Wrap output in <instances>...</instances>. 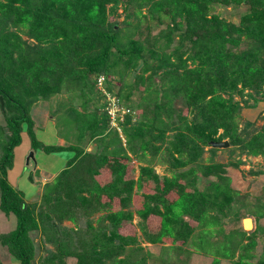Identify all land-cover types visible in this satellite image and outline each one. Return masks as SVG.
<instances>
[{
	"label": "rangeland",
	"instance_id": "rangeland-1",
	"mask_svg": "<svg viewBox=\"0 0 264 264\" xmlns=\"http://www.w3.org/2000/svg\"><path fill=\"white\" fill-rule=\"evenodd\" d=\"M169 10L167 5L161 10L151 9L147 0H111L106 5V23L116 22L117 39L105 72L112 81L105 85L98 79L95 85L94 73L84 81L69 76L59 91L29 102L32 129L41 142L75 144L85 151L113 154L116 157H108L94 178L109 185L122 179L134 180L130 194L122 193L115 199L104 194L97 202L100 205L81 209L75 221L63 219L62 224L77 228L78 233L86 232V239L94 234L102 236L101 232L108 234L111 226L110 218L101 220L102 216L124 209L128 213L119 218L118 230L134 239L123 246L118 258L129 256L137 264H210L215 257L218 264H233L240 257L249 262H264V82L260 88L239 83L237 90L223 93L239 107L233 123L227 129L219 127L215 134L227 145L213 146L191 139L193 132L187 126L201 117L197 116L196 107H187L183 93L174 88L175 77L170 73L175 67L181 69L180 66L199 62L194 56L200 47L193 45L186 33L184 16L176 14L173 18ZM249 11L250 4L242 1L209 4L210 14L236 25ZM27 30V24L5 20L0 9V37L26 49V42H35ZM168 31L170 38L166 36ZM133 40L139 42L140 54H121L123 48L133 46ZM255 40L243 30L237 44L227 42L224 47L237 53L249 50L251 58L261 55L264 61V48ZM12 56L17 60L20 54L14 49ZM2 101L0 156L9 134L6 116L12 112L1 108L5 104L3 97ZM21 126L23 138L13 147L7 178L25 200L39 202L42 193L53 187L73 151L64 157L56 151L41 152V148H33L26 122ZM176 145L183 150L175 151ZM208 163L222 164L227 178L205 169ZM156 190L164 193L162 197L168 206L157 202L164 211H169L174 203L191 204L197 196L203 198L200 218L181 214L182 221L175 230L181 227L182 236L177 232L176 239L161 231L160 215L143 219L137 213L138 208L145 207L144 196ZM245 217L252 219V226H243ZM15 224L16 216L0 208V232L11 230ZM31 236L36 246L32 262L42 264L53 246L43 242L39 231H32ZM0 259L3 264L17 263L3 244ZM64 259L66 264H76L75 256Z\"/></svg>",
	"mask_w": 264,
	"mask_h": 264
},
{
	"label": "trees",
	"instance_id": "trees-1",
	"mask_svg": "<svg viewBox=\"0 0 264 264\" xmlns=\"http://www.w3.org/2000/svg\"><path fill=\"white\" fill-rule=\"evenodd\" d=\"M110 1L39 0L32 4L31 0H0L3 18L18 24H27L28 36L35 40L26 42L25 49L23 45L16 44L17 42L10 43L8 38L0 37V96L5 100L1 108L12 111L6 116L9 134L0 156V208L6 214L12 212L16 216L15 226L7 232H0V244L7 246L17 261L16 264H33L36 246L31 236L32 231H39L43 242L53 246L48 250L42 264H66L64 258L68 255L76 257V264L139 263L129 259V256L117 257L123 251V246L134 239L118 230L119 218H125L124 215L128 213L124 209L112 210L107 212V216H102L101 220L110 218L111 222L109 233L103 231L102 236L94 234L86 239V232L78 233L77 228L62 224L63 219L75 221L81 209L90 205L97 207V202H100L99 199L104 194L112 197L110 199H115L122 193L130 194L133 178L118 180L120 182L115 181L112 185L94 178L93 175L107 162V158L116 156L85 151L75 144L41 142L32 129L33 119L28 108L34 97L46 98L59 91L61 83L69 76L84 81L90 73H94L92 84L95 85L99 74H103L102 83L105 85L112 81L110 74L105 72L109 66L111 47L117 39L116 22L106 23V5ZM147 1L150 2L151 9L161 10L167 5L173 18L176 14L183 15L187 22L186 33L192 39L193 45L200 47V52L194 56L199 62L192 66H180L183 67L181 69L175 67L170 74L175 77L172 83L175 89L183 93L187 107H196V114L201 117V120L189 122L187 126L193 132L191 139L210 144L212 140H218L215 134L219 127L227 129L228 124L233 123L239 108L236 102L225 97L223 93L237 90L239 83L260 88L264 82V61L261 55L251 58L252 52L249 50L237 53L224 47L227 42L237 44L239 32L244 30L250 32L258 45L264 48V0H235L250 4V11L242 15L239 25L209 12L212 1L234 0ZM169 32H166L168 38ZM132 43L131 48H123L120 53H130V57L133 54L138 56L139 42L133 40ZM14 49L20 54L17 60L12 56ZM259 60L263 63L260 64ZM28 96L29 99H26ZM121 104L125 105L124 102ZM107 116L105 113V117ZM126 116L129 117L128 113ZM106 120L108 122V117ZM23 122L27 124L33 148H41L46 153L73 151L66 166L58 172L53 187L42 193L39 202L25 200L22 192L13 187L7 178V167L12 164L13 147L23 138ZM3 128L0 126V129ZM174 149L180 152L183 147L176 145ZM221 165L208 163L204 168L209 172L216 171L221 178H227ZM84 191L89 194H84ZM162 195L163 191L158 190L145 195V207L138 208L137 213L143 219L160 215L161 231L176 239L174 234L177 232L182 236L181 227L175 230L182 221L181 214H192L200 218L203 198L197 196L191 204L174 203L169 211H164L157 203L161 202L163 207L168 206ZM150 200L154 203L151 204ZM77 236L79 239L75 240L74 237ZM115 238L119 240L118 243L114 241ZM218 262L215 257L210 264ZM0 264H3L1 259ZM233 264L264 262H249L240 257Z\"/></svg>",
	"mask_w": 264,
	"mask_h": 264
},
{
	"label": "water",
	"instance_id": "water-1",
	"mask_svg": "<svg viewBox=\"0 0 264 264\" xmlns=\"http://www.w3.org/2000/svg\"><path fill=\"white\" fill-rule=\"evenodd\" d=\"M0 102L1 104H3V101H2V96H0ZM227 141L225 140H212L211 141V144L213 146H224V145H227ZM29 154L32 156V151L29 152ZM245 219H251L250 217H245L243 218V226L245 227ZM252 220V219H251ZM252 226V222L249 224V227Z\"/></svg>",
	"mask_w": 264,
	"mask_h": 264
},
{
	"label": "crops",
	"instance_id": "crops-1",
	"mask_svg": "<svg viewBox=\"0 0 264 264\" xmlns=\"http://www.w3.org/2000/svg\"><path fill=\"white\" fill-rule=\"evenodd\" d=\"M41 152H44L42 149H40ZM72 150H60V151H56L59 153H62V156L64 157V155H67L68 153H70ZM50 153V152H49ZM11 183V182H10Z\"/></svg>",
	"mask_w": 264,
	"mask_h": 264
},
{
	"label": "bare ground",
	"instance_id": "bare-ground-1",
	"mask_svg": "<svg viewBox=\"0 0 264 264\" xmlns=\"http://www.w3.org/2000/svg\"><path fill=\"white\" fill-rule=\"evenodd\" d=\"M252 222L251 219H245V227H249V224Z\"/></svg>",
	"mask_w": 264,
	"mask_h": 264
},
{
	"label": "built area",
	"instance_id": "built-area-1",
	"mask_svg": "<svg viewBox=\"0 0 264 264\" xmlns=\"http://www.w3.org/2000/svg\"><path fill=\"white\" fill-rule=\"evenodd\" d=\"M100 76H102V75H99L98 77H97V81H98V79L101 81V79H102V81H103V76H102V78H99ZM101 81V82H102Z\"/></svg>",
	"mask_w": 264,
	"mask_h": 264
}]
</instances>
